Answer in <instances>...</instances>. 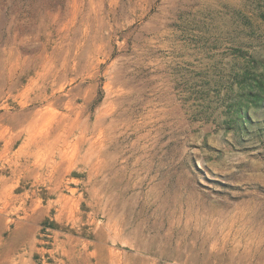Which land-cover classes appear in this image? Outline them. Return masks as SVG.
Segmentation results:
<instances>
[{
	"label": "rangeland",
	"instance_id": "rangeland-1",
	"mask_svg": "<svg viewBox=\"0 0 264 264\" xmlns=\"http://www.w3.org/2000/svg\"><path fill=\"white\" fill-rule=\"evenodd\" d=\"M0 264H264V0H0Z\"/></svg>",
	"mask_w": 264,
	"mask_h": 264
}]
</instances>
